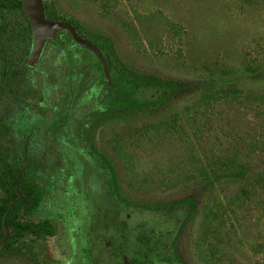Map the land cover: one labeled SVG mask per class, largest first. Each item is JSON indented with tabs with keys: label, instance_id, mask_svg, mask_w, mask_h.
Returning a JSON list of instances; mask_svg holds the SVG:
<instances>
[{
	"label": "rangeland",
	"instance_id": "374dc122",
	"mask_svg": "<svg viewBox=\"0 0 264 264\" xmlns=\"http://www.w3.org/2000/svg\"><path fill=\"white\" fill-rule=\"evenodd\" d=\"M43 4L114 65L107 84L63 32L34 69L0 83V163L28 165L36 198L13 216L40 226L10 239L0 264H264V0ZM30 45L24 12L0 15V79ZM165 81L209 85L172 96ZM224 159L249 177L199 191ZM9 200L0 186V210Z\"/></svg>",
	"mask_w": 264,
	"mask_h": 264
},
{
	"label": "trees",
	"instance_id": "16d2710c",
	"mask_svg": "<svg viewBox=\"0 0 264 264\" xmlns=\"http://www.w3.org/2000/svg\"><path fill=\"white\" fill-rule=\"evenodd\" d=\"M44 9L47 17L51 20V18L48 16L47 8L44 7ZM5 11L23 12V7L21 2L18 0H0V15L2 17L4 16ZM68 23L72 24L76 28L78 34L81 35L78 27L74 23L72 22H68ZM50 44L55 45L56 43H50ZM95 46H97L99 50L102 52L101 47L97 43H95ZM104 58L108 70H110L114 64L112 63V60L108 56H104ZM98 67L101 70L99 64ZM22 70H28V69L26 68L14 69V70L11 69L2 76V78L0 79V83L4 84L5 81L10 78L13 72L15 71L20 72ZM127 79L128 81H143L147 83L160 84L159 79L147 74L129 73L127 75ZM254 79L264 80V73L260 72L255 74ZM164 84L166 85V87L170 92V95L172 96H184V95L194 94L206 88V86L209 85L207 82H174V81H165ZM232 87L233 86H231V88ZM229 93L234 94L235 92L234 90H227L226 95H228ZM145 107L148 106H144L143 108ZM139 109H141V107ZM248 169L249 168L245 163H237L236 161L229 159L221 160L218 162V166H216V168H211L208 172L205 171V176L203 179L204 184L201 186L200 188L201 190L199 191L203 192L209 189L210 187H212V182L210 181L211 177H213V179L215 180H219L222 178H230L240 181L245 180L249 177ZM27 170H28V165H24L15 169L12 168L10 165H5L0 163V186L5 191V193L10 197V200L6 202L0 210V239L3 235L1 229V223L5 213L8 210H9V214L6 221V226L10 231L9 237L6 239L4 245L0 248V255L9 252L8 244L10 239H12L13 237L30 235L36 233L40 229V226L37 225H33L29 223L26 224L19 223L13 216V211L17 208H23L27 213H30V211L36 205V198L34 191L30 188V186H26L24 184ZM199 191H196L192 196H190L188 199L185 200L186 204H188L189 206V212L183 221L179 234L182 233V231L186 227V224L193 220L194 214L196 212V205L199 196L201 195Z\"/></svg>",
	"mask_w": 264,
	"mask_h": 264
},
{
	"label": "water",
	"instance_id": "95a60500",
	"mask_svg": "<svg viewBox=\"0 0 264 264\" xmlns=\"http://www.w3.org/2000/svg\"><path fill=\"white\" fill-rule=\"evenodd\" d=\"M18 1L21 2L24 15L29 23L31 31V45L26 60L19 63L16 68L34 69L38 65L46 45L48 43H56L58 34L65 32L70 36L76 46L87 50L94 55L102 69L105 82L108 83V67L103 54L97 46L82 39L72 24L64 21H53L48 19L45 13L43 0ZM8 214L9 210L5 213L1 223L3 235L0 239V248L9 237V231L6 226Z\"/></svg>",
	"mask_w": 264,
	"mask_h": 264
},
{
	"label": "flooded vegetation",
	"instance_id": "af4514ba",
	"mask_svg": "<svg viewBox=\"0 0 264 264\" xmlns=\"http://www.w3.org/2000/svg\"><path fill=\"white\" fill-rule=\"evenodd\" d=\"M15 67H16V66H15ZM16 69H18V68H16ZM22 69H23V68H22ZM26 69H28V68H26ZM28 70H30V69H28ZM101 72H102V69H101ZM108 73H109V70H108ZM102 74H103V72H102ZM103 76H104V75H103ZM108 83H109V82H108ZM108 83H107V84H108Z\"/></svg>",
	"mask_w": 264,
	"mask_h": 264
}]
</instances>
